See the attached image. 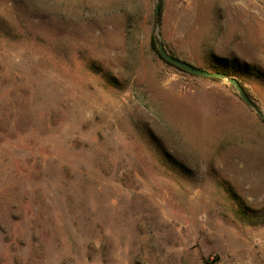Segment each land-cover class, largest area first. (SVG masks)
Here are the masks:
<instances>
[{"label": "rangeland", "instance_id": "1", "mask_svg": "<svg viewBox=\"0 0 264 264\" xmlns=\"http://www.w3.org/2000/svg\"><path fill=\"white\" fill-rule=\"evenodd\" d=\"M153 39L264 115V0H0V264H264V117Z\"/></svg>", "mask_w": 264, "mask_h": 264}, {"label": "water", "instance_id": "2", "mask_svg": "<svg viewBox=\"0 0 264 264\" xmlns=\"http://www.w3.org/2000/svg\"><path fill=\"white\" fill-rule=\"evenodd\" d=\"M156 14H158V6L156 8ZM157 46H158L159 55L163 60H165L166 62H168L172 66L179 68L180 70H182V71H184L190 75L202 77V78H206V79H218V80L228 81L231 85H233L236 88V90L238 91L242 100L247 105H249L251 108H253L261 118L264 117L263 113L257 107L255 102L249 97V95L246 93L245 89L243 88V86L241 85V83L237 79L228 78L225 74H222V73L209 72V71L200 69V68H198V67H196V66H194V65H192L186 61H183V60L171 55L167 51L166 47L164 46V44L162 42H158Z\"/></svg>", "mask_w": 264, "mask_h": 264}, {"label": "trees", "instance_id": "3", "mask_svg": "<svg viewBox=\"0 0 264 264\" xmlns=\"http://www.w3.org/2000/svg\"><path fill=\"white\" fill-rule=\"evenodd\" d=\"M152 48L154 51H157L158 54H159V51H158V48H157V42L153 39L152 40ZM171 54V53H170ZM172 55V54H171ZM160 56V55H159ZM174 56V55H173ZM165 61V60H164ZM166 62V61H165ZM168 63V62H166ZM169 64V63H168ZM171 65V64H170ZM214 66L215 68H218L220 69L221 71H219L218 73H222V74H225L228 78H233L235 76V71H236V68H235V62H229L227 60H222L220 58H215L214 59ZM179 69V68H177ZM244 69H246V67L244 66ZM215 80H218V79H215ZM240 82V81H239ZM241 83V82H240ZM241 85L243 86V84L241 83ZM244 88V86H243ZM245 89V88H244ZM246 91V90H245ZM247 93V91H246ZM248 94V93H247ZM249 95V94H248ZM250 97V95H249ZM251 98V97H250Z\"/></svg>", "mask_w": 264, "mask_h": 264}]
</instances>
